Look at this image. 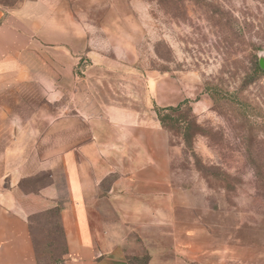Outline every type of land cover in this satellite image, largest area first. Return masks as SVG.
I'll return each instance as SVG.
<instances>
[{"label": "crops", "instance_id": "0c3cea01", "mask_svg": "<svg viewBox=\"0 0 264 264\" xmlns=\"http://www.w3.org/2000/svg\"><path fill=\"white\" fill-rule=\"evenodd\" d=\"M93 2H0V264H40L31 218L55 208L67 243L58 264H131L144 243L148 264H223L206 263L188 229L156 235L175 197L167 134L99 100L92 84L107 77L89 73L103 66L79 76L78 5L88 14Z\"/></svg>", "mask_w": 264, "mask_h": 264}, {"label": "rangeland", "instance_id": "374dc122", "mask_svg": "<svg viewBox=\"0 0 264 264\" xmlns=\"http://www.w3.org/2000/svg\"><path fill=\"white\" fill-rule=\"evenodd\" d=\"M78 6L79 17L87 16L78 20L87 44L79 76L103 66L89 73L107 77L92 84L99 100L156 121L167 134L175 197L172 209L158 213L156 235L180 237L188 229L206 263L221 256L223 264H264V200L249 153L258 138L264 144V69L254 71L264 54V0H177L175 7L171 0H94L88 14ZM207 7L223 11V31ZM180 103L202 125L190 144L158 116ZM193 153L217 166L216 177L198 170ZM147 234L138 232L139 241ZM147 247L129 256L145 264Z\"/></svg>", "mask_w": 264, "mask_h": 264}, {"label": "trees", "instance_id": "16d2710c", "mask_svg": "<svg viewBox=\"0 0 264 264\" xmlns=\"http://www.w3.org/2000/svg\"><path fill=\"white\" fill-rule=\"evenodd\" d=\"M0 2L6 6H14L17 0H0ZM171 4L175 7L177 0H171ZM206 12L211 18H213L211 13L215 16L218 15L219 18H217V21L219 22L217 25L221 28V31H223V27L225 26V24H222V20L225 17V15H222L223 11L219 8L212 9L207 7ZM249 26L252 27V24L249 23ZM259 46L260 45L257 43L250 45L253 50L260 49ZM254 71H262L257 59L254 61ZM183 107V103H180L177 106H169L165 109L166 111L159 110L158 116L163 126L169 130H171V128H177L181 132L184 142L190 144L192 138L202 134V131L200 130L202 125L198 122L196 115L193 113L192 107L188 106L186 109H183ZM255 136L258 135L255 134ZM249 153L251 154L252 164L255 170L253 181L256 195L264 200V144L261 143L259 138L254 144L249 145ZM193 156L199 163L198 170L207 179L216 177L215 172H217L216 170L219 171L217 166L200 160L196 153H193ZM222 175L224 176L223 180L228 181L230 179V176L227 173L222 172ZM31 229L39 263L58 264L62 261L63 256L67 252V243L59 218V209H51L43 214L32 217ZM129 260L131 264H137L130 256ZM145 264H148V262Z\"/></svg>", "mask_w": 264, "mask_h": 264}, {"label": "water", "instance_id": "95a60500", "mask_svg": "<svg viewBox=\"0 0 264 264\" xmlns=\"http://www.w3.org/2000/svg\"><path fill=\"white\" fill-rule=\"evenodd\" d=\"M259 64L262 69H264V54L260 55Z\"/></svg>", "mask_w": 264, "mask_h": 264}]
</instances>
